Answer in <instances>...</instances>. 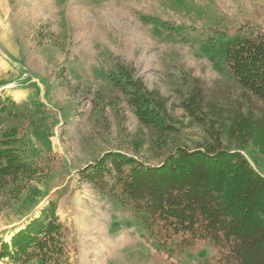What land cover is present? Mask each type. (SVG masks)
<instances>
[{"label":"rangeland","instance_id":"374dc122","mask_svg":"<svg viewBox=\"0 0 264 264\" xmlns=\"http://www.w3.org/2000/svg\"><path fill=\"white\" fill-rule=\"evenodd\" d=\"M240 1L0 0V139L11 127L24 128L18 147L37 168L16 183L0 182V240L53 202L71 236V264H206L214 253L207 247L176 258L154 241L144 228L147 211L126 199L113 170L102 181L80 170L108 152L156 163L176 144L198 146L204 131L184 107L196 90L203 107L222 114L223 131L229 112L261 107L245 98L218 52L236 34L264 42V9ZM122 61L165 100L184 135L160 138L139 122L112 79ZM222 140L228 142L225 134ZM120 232L140 234L146 249L120 242ZM0 264L13 263L0 258Z\"/></svg>","mask_w":264,"mask_h":264},{"label":"trees","instance_id":"16d2710c","mask_svg":"<svg viewBox=\"0 0 264 264\" xmlns=\"http://www.w3.org/2000/svg\"><path fill=\"white\" fill-rule=\"evenodd\" d=\"M170 29L181 36L187 34L184 26ZM221 37L222 33L218 42ZM236 38L237 34L220 43L218 52L245 98L259 102L261 107L254 106L256 112L249 107L229 112L232 118L223 131L222 114L203 107L196 90L184 107L204 131L196 138L198 146L176 144L156 163L108 152L80 170L93 181H102L105 173L114 171L126 199L147 211L144 228L172 257L197 255L207 247L214 253L206 264H264V42L258 36ZM112 79L128 95L141 124L160 138L184 135L165 100L144 88L125 62L119 63ZM0 108L5 109L1 98ZM23 133L19 126L2 133L0 182L16 183L37 169L23 159L18 147ZM27 221L9 241L0 240V258L20 264H71L68 227L55 213L53 202Z\"/></svg>","mask_w":264,"mask_h":264},{"label":"crops","instance_id":"0c3cea01","mask_svg":"<svg viewBox=\"0 0 264 264\" xmlns=\"http://www.w3.org/2000/svg\"><path fill=\"white\" fill-rule=\"evenodd\" d=\"M243 0L240 1V5H243L245 8H248V9H258V8H262L264 9V0H249L248 2H242ZM264 13H261V17L259 19V22L261 24V21L264 25ZM26 221V220H25ZM129 227L131 228V230H135V227L133 225H129ZM128 227V228H129ZM126 232H120L118 234V236H121L122 237V241L120 242H125L126 244H133V245H136L138 246L139 248H142L141 250H145L146 249V245L145 243L143 242L142 238L140 237V234H137V233H132V234H128ZM71 236H66V243H67V249H69L70 245H69V239H70ZM87 237L89 236H81L80 238L82 240L86 239ZM10 238V236H5V237H2V241H8ZM81 240V241H82ZM90 248V247H88ZM85 251V254H84V257H88L86 255V253H88L86 249L83 250V252ZM151 251V250H150ZM151 253V258H153L154 256L158 257L159 258V255L157 254V252H150ZM68 254H69V251H68ZM161 256V255H160ZM84 260V259H83ZM152 260V259H151ZM85 261V260H84ZM14 264V263H13ZM15 264H20V263H15ZM25 264H33L31 261H28L27 263Z\"/></svg>","mask_w":264,"mask_h":264},{"label":"bare ground","instance_id":"6f19581e","mask_svg":"<svg viewBox=\"0 0 264 264\" xmlns=\"http://www.w3.org/2000/svg\"><path fill=\"white\" fill-rule=\"evenodd\" d=\"M69 7V6H68ZM86 261V260H85ZM84 261L85 264H87L86 262Z\"/></svg>","mask_w":264,"mask_h":264}]
</instances>
